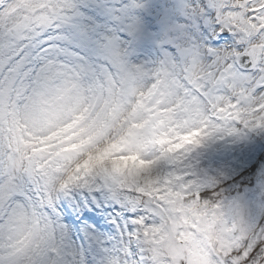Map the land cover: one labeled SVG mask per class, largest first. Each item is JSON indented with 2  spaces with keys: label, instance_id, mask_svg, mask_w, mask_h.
<instances>
[{
  "label": "snow or ice",
  "instance_id": "snow-or-ice-1",
  "mask_svg": "<svg viewBox=\"0 0 264 264\" xmlns=\"http://www.w3.org/2000/svg\"><path fill=\"white\" fill-rule=\"evenodd\" d=\"M182 7L183 15L173 11L172 20L158 27L160 18L153 19L143 0H0V89L53 71L102 82L118 65L151 77V87L134 90L129 115L138 118L101 149L105 160L113 150L125 149L128 155L108 161L112 172L127 170L142 179L121 188L145 213L134 220L137 239L148 246L142 264H161L158 246L166 239L175 245L165 264H264V220L252 227L229 220L222 192L194 178L190 166L177 168L168 156L182 150L183 159L184 145L199 144L194 138L202 131L209 137L232 135L233 124L264 128V0H190ZM148 45L161 54L158 68L131 63ZM181 62L186 98L206 109L201 127L156 149L145 164L150 146L164 140L142 132L156 128L161 110L172 111L162 97L168 73ZM159 162L169 168L153 174ZM69 186L62 182L59 189ZM204 193L215 202L203 199ZM0 264H5L3 246Z\"/></svg>",
  "mask_w": 264,
  "mask_h": 264
},
{
  "label": "rangeland",
  "instance_id": "rangeland-1",
  "mask_svg": "<svg viewBox=\"0 0 264 264\" xmlns=\"http://www.w3.org/2000/svg\"><path fill=\"white\" fill-rule=\"evenodd\" d=\"M190 2V0H183L181 2V5L179 3V0H143V3H145L149 8V14L153 17V19H156V17H159L158 27L161 25L167 23L168 21H171L172 18L169 15V13L173 11H177V13H180L183 15V5H186ZM156 3V6H158V9H153L154 4ZM169 11V13H167ZM172 22H181V21H172ZM162 30V28H161ZM154 46L148 45L142 49L137 54H134L130 59L132 64H138L142 65L145 69H154L159 67V61L156 59L155 55L153 54ZM174 68L173 72L168 73V81H169V89L173 93V101H172V93H169V90L166 92H163L162 100L166 102L165 106L170 107L172 111L175 110V103L178 101L179 92L176 88V84H179L178 81V72L177 67L175 65L172 66ZM126 68V74L124 75V85L130 86L128 89L129 91L126 92L127 94V102H124L121 106H114V111L118 115V118L122 115V112L129 106L132 97L134 96V90H146L147 88L151 87V85L155 82L151 77L144 76L140 73H135L131 68ZM5 73H7V67L5 66ZM70 82H74V75L72 73H63V72H57L53 71L51 73L45 74L41 79L39 80H30V81H24L23 84H21L20 81H16L14 85L7 86V88H17L12 90L7 96L4 98L6 99V102L0 104V167L2 166V170H0V186L2 185L3 181H7L10 183L12 187V191H15L18 195L16 199L26 201V204H20L16 203L15 208L24 210L27 209L31 212V214L35 217L37 213L34 211V209L30 206V202L27 197V193H24V186L22 183V179L20 176V173L18 174V167L19 163L24 159L25 156L28 155V151L30 149H35L37 147L44 148V161L46 159H49L50 161H53V152H55V148H52V150H47L46 142L49 135L53 134L58 128L65 127L67 124H69L71 121H74L79 116H81V112L83 111L85 107V93H80L82 95V99L80 100V105L76 109H74L70 115H66L64 118H60V120H50L44 125L38 126L33 129H27L26 127H29V124L24 119V115L28 114V109L26 108V102H28L29 98L32 97V93L35 87L40 86L42 79H45V81H49L51 78L55 79L58 83H62L61 80L63 78L68 79ZM0 79H3V77H0ZM77 79L81 81L80 75L77 76ZM173 81V83H172ZM149 82V83H145ZM174 84V86H173ZM75 86V85H73ZM5 88L0 89V96L2 94H5ZM90 92V90H88ZM75 95V94H74ZM20 99V100H19ZM185 101V100H184ZM191 101V102H189ZM168 102H170L168 104ZM190 106V114L188 118L192 120L193 122L189 121L183 116H172L171 118L167 119L166 125L164 124V130L163 134L166 135V141L162 144L165 147L170 146L171 144L177 143L179 140L180 135H187L191 130H195L201 127V120L203 118L204 109H202V113L198 112V101L194 99H188ZM197 102V104H196ZM187 107V105L185 106ZM195 110V111H194ZM160 116L162 118L170 117V113H165L163 110H161ZM138 117H134V119H137ZM133 119V120H134ZM193 125V126H192ZM232 127H235L236 129H239V124L232 125ZM128 126L126 127V129ZM48 129H54V131H48ZM92 130V129H91ZM240 130L244 133L245 130L240 128ZM240 130H237L235 133L230 135L228 139L225 138L224 133H215L209 137H196L194 139H199L201 142L197 145L193 143V141H189L191 144H193V148L191 150H187L188 147H185L187 156H184L182 159V150H180L179 155L176 156L174 159L176 160L175 164L177 168H185L187 166H190L189 172L194 174V178L199 179L204 184H212V186L215 188L216 191L222 192V208L226 215V218L229 220L236 219L238 222H241L245 227H252L256 225V222L258 218L261 216L262 210H264V128H255V129H249L251 133H253L254 136L257 137V139L247 138V140L250 141V145L244 144L248 146V149L238 152L240 146L242 144V141L246 139H242L240 135L242 133ZM77 130H74L73 128L68 129V133H74L72 135L63 133L61 136L62 140H67L68 137L71 138L70 141L65 142L62 141L65 146H68L70 144V147H73L74 149H78L79 145H82L81 142L85 135H79L77 136L74 132ZM161 132V131H160ZM46 133V134H42ZM74 137H77L76 139ZM262 141L263 143L258 147L257 144L259 141ZM86 141V140H84ZM87 142V141H86ZM24 143V145H22ZM257 143V144H256ZM236 144V145H235ZM9 146V149L5 150L2 148V146ZM87 145V143H86ZM155 145V144H154ZM154 145H151L149 148L150 155L151 153H154ZM161 145V144H160ZM93 145H91L92 147ZM186 146V144H185ZM234 146L237 148L234 150ZM69 147V146H68ZM258 149H255V148ZM90 148V145H89ZM246 148V146H244ZM189 149V148H188ZM125 149H121V151H124ZM91 152V150H88ZM86 152V151H85ZM249 152L252 153V160L249 162H245L244 160L248 156ZM42 154V155H43ZM112 155L113 152L111 153ZM144 154V153H141ZM127 155V154H126ZM124 155V156H126ZM150 155L145 156V159H149ZM80 156V153L79 155ZM104 154L102 153L99 156L96 162L92 163L90 167L88 168V172L90 175V178L92 181H89L87 183L86 188L92 189V192L94 193V198L96 199L97 206L101 210L100 213H96L93 217H97L98 221L102 223V228L100 230H97V248L100 251L101 246L106 247V239L104 240L103 235H107V231L109 230L105 228V225L107 226L108 220L116 219V214L118 213V209L120 208V201H121V193H117L114 195V201L110 200L109 195L107 193H104L102 188L99 186L97 179L93 177V174L90 173L92 171H95L96 175L103 178L104 182L106 181L105 178L99 173L96 172L97 168L94 165H97L98 167L101 166V163L108 162V160H112L117 157V155H114L112 157H108L107 160L103 159ZM120 156V155H118ZM244 158V159H243ZM60 161V164H64L62 166V170L59 171H52V168L49 172V168L52 167L51 165L53 163H50L44 168L45 172V185L48 189H54L56 184L59 182L62 174L66 173L68 171L69 166L75 162L74 160L69 163V156H61L58 158ZM173 159V160H174ZM6 160H8V164H5ZM43 160V159H42ZM40 160L39 163L42 162ZM37 161V158L35 159ZM56 161H54L55 163ZM245 163V165L248 167L251 162L254 164H258L257 167L249 166L250 168L246 169V171H243L244 169H240L237 167V164ZM148 163V162H146ZM55 167V166H54ZM61 167V166H59ZM153 168V174H157L158 169ZM49 173V183H48V173ZM115 177L120 179H124L122 182H126L127 185L129 184L128 179H126L129 176H121V174H114ZM143 176V174H142ZM141 176V177H142ZM18 178V182H16V178ZM103 183V180H101ZM137 183L142 182L136 181ZM106 183V182H105ZM12 184L16 185L17 187L21 188L18 189L17 187H14ZM74 187V183L72 182V188ZM120 187H123L122 185ZM220 188V190H218ZM119 188H116V191L118 192ZM96 191V196H95ZM102 191L103 193H101ZM123 193L124 191L121 190ZM125 193V192H124ZM123 193V194H124ZM3 194V192L1 193ZM9 199H6L4 202L8 201ZM228 206V211L224 210V206ZM11 206V205H10ZM30 206V207H29ZM195 207V206H192ZM208 207V206H204ZM133 208V211L137 213V209ZM106 213H105V212ZM229 212V213H227ZM101 213L103 215H101ZM3 215V206L0 210V215ZM2 215L0 218H2ZM103 216V217H102ZM107 217V218H106ZM23 219V217H21ZM106 218V220H105ZM137 219V218H136ZM36 227L39 229V231L35 234L36 239L35 242L39 244L40 246V239H43V233L41 235V228L39 224L37 223V220L35 221ZM105 223V225H104ZM117 223V221H116ZM118 224L120 225L119 221ZM116 224V225H118ZM105 230V231H103ZM108 234L109 231H108ZM32 235V233H28L25 235V237L20 241V243H24L25 240H28L29 237ZM53 237L47 242V246H51L47 248L48 249L59 251L60 255L58 258L52 260L51 262L53 264H59V261L63 260L65 264H77V260L75 257L74 248L72 246V243L70 242V239L67 235H54ZM111 235V234H110ZM64 236L67 237V239H64ZM99 237L101 238V245L99 242ZM111 239V237H109ZM35 244H33V247ZM113 247V246H112ZM147 245H141L140 247V259L141 263L145 259L147 255ZM36 250V247H34ZM108 252H111V250H108ZM44 251V258L45 264L48 259V254ZM100 254L103 256L105 255V252H100ZM100 254L98 256L99 264H106V259L104 262L101 261ZM115 254H117V251H115ZM119 264H129V260L120 261Z\"/></svg>",
  "mask_w": 264,
  "mask_h": 264
},
{
  "label": "bare ground",
  "instance_id": "bare-ground-1",
  "mask_svg": "<svg viewBox=\"0 0 264 264\" xmlns=\"http://www.w3.org/2000/svg\"><path fill=\"white\" fill-rule=\"evenodd\" d=\"M182 1L183 0H179L180 5H181ZM158 8L159 7L156 6V3H155L153 9H158ZM175 12H177V11H175ZM167 13H169V11H167ZM61 82L62 83L60 84L53 78H51L47 82L45 81V79H42L40 86H37L34 88L33 93H32V97H30L28 102H26V104H25L26 108L28 109V114L24 115V119L29 124H31V125H28L29 127H26L28 130L36 128V127L41 126V125H44L47 122H49L50 120H60V118H64V117H66V115H70V113L74 109H76L78 107V105H80V100L82 99V95L80 93H83V95H84L83 83L81 81L78 82L75 77H74V82H70L69 77H68V79L63 78L61 80ZM172 83H173V81H172ZM73 85H75V86H73ZM169 86H170V84L168 82V86L164 90L165 91L169 90V93L171 94L172 92L170 91ZM173 86H174V84H173ZM129 87L130 86H127L126 89L123 91V94H122L123 102H125L127 99L126 98L127 97L126 92L129 91V89H128ZM176 88H177V90H179L180 84H176ZM11 89L12 88H9V89L7 87L5 88V94H2L0 96V104L3 103L4 97L9 94ZM14 89H17V88H14ZM172 101H173V93H172ZM169 103L170 102H168V104ZM186 105H187V107H185ZM190 106L191 105L187 101L185 103V105H183V107L181 109H179V111H177V112L171 111L170 117L162 118L160 120V122L157 124L155 129H153L151 127L147 128L149 134L145 135V136H152L153 133H155L156 136H159L161 139L166 141V135L163 134V130H164L163 128H164V124L166 125L167 119L171 118L172 116L181 115V116H183V118L186 117L187 120L193 122L192 120H190L188 118V116L190 114V112H189ZM200 110H201V105H198V112H200ZM134 117H136L135 114H134L132 120L134 119ZM98 123H99V121L98 122L96 121L93 123V120L91 118H89V116L84 119L83 123L79 126V129H81V130L78 133L85 135V137H87L89 139L88 144L85 146H81L78 149L73 148L71 153H68L66 155V156H69V159H68L69 163H71V161H73V160L74 161L77 160L79 157L78 156L79 153L81 155L84 151L90 149L91 145H94L97 143L99 138L92 137V135H90V129L93 126H96ZM66 134L72 135L74 133H68L67 132ZM91 137H92V139H91ZM70 140H71V138L68 137V141H70ZM242 144L243 145L244 144L250 145V141L246 139V140L242 141ZM22 145H24V143ZM89 145H90V148H89ZM2 148L7 150V149H9V146L7 147V146L3 145ZM155 148H156V145H154V153H155ZM236 148L237 147L234 146V150ZM247 149H248V146H247ZM237 151H240V150H237ZM102 153L103 152H101L96 157L94 156L89 161L90 165L92 163L96 162L97 158ZM127 155H128V152H127ZM142 155H144V154H142ZM149 155H150V152H149ZM112 156H114V155L111 154L109 157H112ZM121 156H124V155H120V156L117 155V157L114 159L118 160ZM185 156H187L186 153H185ZM149 159H150V157H149ZM149 159L148 160L144 159L145 164H147L146 162H149ZM43 160H44V158H43ZM59 161L60 160L58 159V160H56L55 163L53 162V164L51 165L52 167L49 168V172H50L51 168H52V171L62 170V166L64 164L63 165L60 164ZM5 164H8V160H6ZM90 165H89V167H90ZM19 166H21V163L19 164ZM59 166H61V167H59ZM94 166L97 168L96 172H99L106 180L105 181L106 183L104 186L105 188L102 191L104 193L109 194V198L112 201H114V195L117 193H121V197H123L124 192L123 193L121 192V188H122V187H120L121 185L123 187L129 186V185H132L134 181H136V178L130 177L127 173V170H125V172L123 174H121V176H124V175L129 176L126 179H128L130 181H129L128 185L126 182H122L124 179H120V177L117 178L114 176L115 173L112 172L111 167H109L110 165L108 162L107 163L106 162L101 163L100 167H98L97 165H94ZM161 167H162V169H160ZM154 168H156L155 170L160 169V172L168 170L167 164L165 162H163V163L159 162L157 165L154 166ZM0 170H2V169H0ZM47 173H48V171H47ZM142 174L143 173H141V176H142ZM15 178H16V182H18V178L17 177H15ZM48 183H49V173H48ZM12 185L14 187H17L14 184H12ZM17 188L20 189V191H21V188H19V187H17ZM116 188H119L118 192L116 191ZM102 191H100V192L103 193ZM2 192H3V194H1ZM21 193H22V191H21ZM12 196H14L16 198L18 197L17 193L15 191H12V187H11L10 183L7 181H3L2 185L0 186V210L3 206V201L6 199H10ZM20 220H21V222L23 221L22 218H20ZM97 224H98V222L94 218L89 223V227L91 228L90 237H91L92 242L95 241L94 239H96L98 237L97 234L95 233L97 230ZM87 226H88V222L86 223V227ZM106 237H108V236H106ZM100 241H101V239H99V242ZM103 251H104V249H100V252H103Z\"/></svg>",
  "mask_w": 264,
  "mask_h": 264
},
{
  "label": "clouds",
  "instance_id": "clouds-1",
  "mask_svg": "<svg viewBox=\"0 0 264 264\" xmlns=\"http://www.w3.org/2000/svg\"><path fill=\"white\" fill-rule=\"evenodd\" d=\"M177 72L180 75L181 81H183V73L179 70H177ZM140 116H143V113H141ZM48 131H54V129H48ZM120 134L123 135V130H121ZM148 134L149 133L147 129L143 130L142 135ZM101 146L103 147L104 145L101 144ZM113 154L126 155L127 151L124 150L117 152L113 150ZM202 198L208 199L211 202H215L214 197H212L209 193L202 194ZM16 203L26 204V201L18 200L14 196H12L8 201L4 202V214L2 215V218H0V246H3V251L5 254V264H45L44 258H42V256L33 247L36 239L35 234L39 231L35 223L36 217H34L27 209L20 210L15 208ZM210 206L211 205H209V207ZM21 217H23L22 222L20 220ZM45 222L46 221L41 220V227ZM216 227L219 231L221 226L217 225ZM28 233H32L29 239L25 240L24 243H20V241ZM9 245L11 247H9ZM174 245V240L166 239L158 246L161 257V264H165L168 250ZM44 251L45 253H47L46 249ZM59 264H65V262L61 260L59 261Z\"/></svg>",
  "mask_w": 264,
  "mask_h": 264
}]
</instances>
